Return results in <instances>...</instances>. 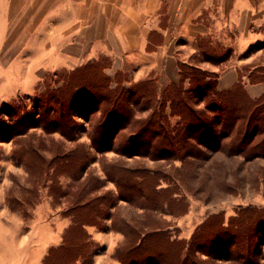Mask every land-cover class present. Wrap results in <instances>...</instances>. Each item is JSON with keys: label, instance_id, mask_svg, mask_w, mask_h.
Masks as SVG:
<instances>
[{"label": "rangeland", "instance_id": "rangeland-1", "mask_svg": "<svg viewBox=\"0 0 264 264\" xmlns=\"http://www.w3.org/2000/svg\"><path fill=\"white\" fill-rule=\"evenodd\" d=\"M253 23L248 24L250 27L247 29L250 31L240 32L234 26L226 32L213 33L211 39L214 42L208 48L206 55H209L215 63L197 61L198 63L194 65L207 71H216L219 88L226 89L239 81L252 98H258L264 92V19L261 18L258 23L255 21ZM18 51L21 52L22 61L14 65L10 62L6 64V61L12 59ZM32 52V48L16 49L15 47L0 51V124L2 125L0 199L8 208V216L18 214L24 218V231L28 232L37 222L40 223L42 234L46 228H53L57 233L56 244L61 243L65 230L72 223L71 215L68 214L70 197L63 195L59 200L55 198L50 188L54 180L53 175L45 177L43 173V180L40 182L36 180L38 176L34 174L39 171L41 165L37 155L41 151L40 153L49 161L56 156L58 150L63 153L62 151L78 148L77 157L80 159L82 154L80 150L85 146L89 151L90 159L84 169L83 178L92 173L104 179L99 191L111 189L114 192L117 203L110 208V211H116L115 216L133 222L144 220L146 225L157 222L168 226L172 238L188 240L196 228L205 223L198 229V235L211 243L216 239L215 248L220 250H215L217 254L216 258H213L214 264H242V259L239 260L234 255L229 258L223 255L224 244L219 238L223 228H230L228 227L230 218L241 213V229L249 228L252 231L251 246L257 250L254 251L256 254L253 257V264H264V226H260V219H256L264 209V154L252 155L253 157H247L245 153L233 154L227 149L230 138L222 137L205 142L207 144L201 146L204 154L198 158L181 152L171 154V150L167 153H162L159 149L150 150L156 143L157 147L163 145L158 142L159 137L152 136L153 138L149 139L152 144L149 146L136 136L141 129L139 123L151 116L154 105L152 106L148 97L143 95V88L135 87L138 80L135 79L131 67L123 70L119 65L113 66L111 59L105 55L98 57V60L94 59V61L103 60L102 67H94L91 72L88 68L85 70L86 74L82 71L74 80L82 81L81 84L86 86L85 91L90 90L94 84L104 86L107 84L119 88L132 86L135 89L130 101L133 110L131 124L125 129H119L111 139L115 145H128L130 147L128 152L120 153L104 141L101 142L100 147L93 143L91 133L95 123L102 120L100 117L104 108L108 106L105 101L100 104L93 101L88 104L87 101L77 102L76 108H73V116L81 125L74 137H67L60 129L48 130L44 125L53 121L50 115L44 122H40L44 106L53 108V103H46L45 94L61 87L65 75L87 61L72 67L51 65L46 61L31 64L28 55ZM5 66H9V69L2 70L1 67ZM102 73L105 75L102 76ZM106 75L110 76V84L103 79L107 77ZM161 82L158 84L160 93L167 85L165 80ZM230 82L232 83L227 86ZM183 87L195 88V84L187 78ZM235 92L230 96L231 100L244 101L241 91L238 90V94ZM207 101L208 97L201 95L195 98L194 107L206 108ZM164 111L173 122L179 119V116L172 114L170 103H167ZM153 121L155 122L156 119ZM14 127H18V130L25 129L26 136L34 133L35 146L40 145L38 140H42L40 151L25 152L28 161L31 160L32 167L29 162L21 161L14 155V149L18 146ZM149 128L145 133L147 137L152 135L151 131L157 128V125L154 123L149 125ZM107 137L105 135L103 139ZM61 157L62 155H59L56 158L57 162L61 161ZM111 160H121L129 166H141L149 171L159 170L162 174H167L169 178L162 180L161 185L170 184V189L175 192L178 199L170 206L171 211L167 207L145 209L138 202H128L119 198L116 184L106 177L104 170L105 164ZM72 165L73 162L64 164L61 168L64 171L58 176L59 182L64 187L67 184L69 186L71 181L68 170L72 169ZM51 171L53 168L50 169ZM73 185L76 187V183ZM12 195L28 200L25 206L26 214L21 207H12L9 198ZM159 195L156 193L154 196L159 197ZM100 219L104 228L98 225H86L92 243L89 254L69 264H125L115 254L117 246L125 241L121 227L118 223L113 225V218L110 216ZM230 229L233 232L236 226L232 225ZM198 255L208 258L207 254L201 252H198ZM126 264L134 263L126 262Z\"/></svg>", "mask_w": 264, "mask_h": 264}, {"label": "trees", "instance_id": "trees-1", "mask_svg": "<svg viewBox=\"0 0 264 264\" xmlns=\"http://www.w3.org/2000/svg\"><path fill=\"white\" fill-rule=\"evenodd\" d=\"M208 48L203 49L205 54ZM102 61H89L73 69L65 75L61 87L48 91L45 94V101L53 103V108L44 106L40 122H44L50 115L53 121L44 125L46 129H60L67 137H74L81 125L73 116V108H76L77 102L87 101L88 104L93 101L100 104L105 101L108 106L103 110L100 117L102 120L95 123L91 138L98 147L104 141L107 145L115 147L118 152L125 154L130 147L115 145L111 139L119 129H125L131 124L133 110L130 101L135 89L132 86L119 88L107 84L106 86L94 84L90 90L85 91L86 86L81 84L82 81L74 80L78 73L85 72L88 68L91 72L94 67H102ZM104 75L102 73V76ZM180 75L178 82H171L161 93L158 91V82L153 77L140 79L136 83L135 87L143 88V95L148 97L152 106L154 105L151 116L139 123L141 129L136 136L138 139L141 138L143 143L150 146L152 143L149 139H152V136H158V142L163 145L157 147L156 143L151 146L150 150L159 149L162 153L171 150V154L181 152L198 158L204 154L201 146L207 144L205 142L222 137L230 138L227 149L233 154L245 153L247 157L264 154V92L258 98H252L239 81L226 89L219 88L216 71H207L191 63L180 64ZM106 76L103 79L110 84V76ZM187 78L195 84V88L183 87ZM238 90L244 95V101L231 100L230 96ZM201 95L208 97L206 108L196 109L194 100ZM167 103H170L172 114L179 116L176 122L170 120L165 114ZM154 119H156L155 122ZM154 123L157 128L151 131L150 137H147L145 133L150 129L149 125ZM0 129H2L1 124ZM14 130L18 145L14 149V155L19 160L28 163L25 152L36 153L42 146V140H38L40 145L35 146L34 133L26 136L25 129L18 130V127H14ZM105 135L109 139L108 137L103 139ZM80 151L82 152L80 159L77 157L78 148L62 151L63 153L58 150L56 156L49 161L46 160L44 154L40 153L41 151L37 155L41 165L39 171L36 170L34 174L38 176L35 177L36 180L38 182L43 180L44 174L45 177L53 175L51 191L57 200L63 195L70 197L68 214L72 218V223L65 230L61 243L49 248L44 257V264H69L80 257H86L92 244L86 225H98L104 228L100 219L104 216L113 218L112 224L117 225L118 223L125 235V241L118 245L115 251L116 256L125 264L126 262L134 264H214L213 258H216L217 254L215 250H220L215 248L216 239L211 243L198 235V229L202 228L205 223L200 224L188 240L172 238L168 226L157 222L146 225L144 220L133 222L124 217L115 216L116 211L111 212L110 208L117 203V197L111 189L99 191L104 179L92 173L83 178L90 155L85 146H82ZM59 155H62L61 161L57 162L56 158ZM30 162L29 165L32 167ZM68 162H73L72 169L68 170L71 181L69 186L67 184L64 187L59 182L58 176L64 171L61 169L63 165ZM52 168L53 171L50 172ZM104 170L106 177L116 184L119 198L128 202H138L145 209L154 210L167 207L171 211L170 206L174 200H178L175 192L170 189V184L161 185L162 180H167L169 176L162 174L159 170L149 171L141 166H129L121 160L108 161ZM72 183H76V187ZM156 193L160 194L159 197L154 196ZM9 198L13 208L19 206L24 214L27 213L25 208L27 199L22 200L13 195ZM241 217L239 213L230 218L228 227L236 226L233 232L230 228H223L220 231L219 238L224 244L223 255L226 258L234 255L235 258L242 259V264H253V257L257 251L251 246L253 234L249 228L241 229ZM256 219H260L259 225L264 226V209L256 216ZM198 252L207 254L208 258L199 256Z\"/></svg>", "mask_w": 264, "mask_h": 264}, {"label": "crops", "instance_id": "crops-1", "mask_svg": "<svg viewBox=\"0 0 264 264\" xmlns=\"http://www.w3.org/2000/svg\"><path fill=\"white\" fill-rule=\"evenodd\" d=\"M261 18L264 0H0V51L32 48L29 63L68 67L105 55L137 80L168 85L182 63H215L203 51L213 33L250 31ZM20 53L6 64L20 63ZM7 211L0 199V264H44L57 233L42 234L37 222L24 231V218Z\"/></svg>", "mask_w": 264, "mask_h": 264}]
</instances>
